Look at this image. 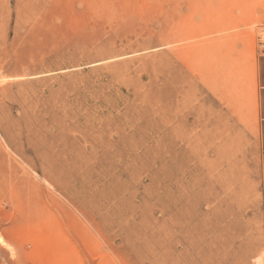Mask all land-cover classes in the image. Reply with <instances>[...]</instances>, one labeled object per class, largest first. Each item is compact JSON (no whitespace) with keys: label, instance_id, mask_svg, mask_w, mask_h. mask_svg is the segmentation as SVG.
<instances>
[{"label":"rangeland","instance_id":"1","mask_svg":"<svg viewBox=\"0 0 264 264\" xmlns=\"http://www.w3.org/2000/svg\"><path fill=\"white\" fill-rule=\"evenodd\" d=\"M261 53L264 0H0V264H264Z\"/></svg>","mask_w":264,"mask_h":264},{"label":"crops","instance_id":"2","mask_svg":"<svg viewBox=\"0 0 264 264\" xmlns=\"http://www.w3.org/2000/svg\"><path fill=\"white\" fill-rule=\"evenodd\" d=\"M254 124L256 131L257 145V167L259 176L260 193V235L261 252L264 261V53H261L256 60L254 70Z\"/></svg>","mask_w":264,"mask_h":264},{"label":"bare ground","instance_id":"3","mask_svg":"<svg viewBox=\"0 0 264 264\" xmlns=\"http://www.w3.org/2000/svg\"><path fill=\"white\" fill-rule=\"evenodd\" d=\"M185 123H186V122H185ZM196 124H197V123H196ZM189 126H191V125H189ZM196 126H198V125H196ZM182 127H183V126H182ZM186 128H187V127H186ZM192 128H193V126H192ZM182 129H183V128H182ZM185 130H186V129H185ZM180 131H181V130H180ZM183 131H184V130H183ZM186 131H188V130H186ZM190 131H191V130H190ZM184 132H185V131H184ZM186 133H187V132H186ZM180 134H181L180 136H182V133H180ZM197 134H198V133H197ZM195 135H196V134H195ZM187 137H188V136H187ZM186 139H187V138H186ZM189 140H190V139H189ZM198 141H199V140H198ZM190 149H192V150L194 149V152H197L196 154L199 153V148L197 147V145H194V146L190 147ZM191 152H192V151H191ZM194 152H193V153H194ZM190 154H191V153H190ZM190 158H191V157H190ZM190 158H189V159H190ZM192 160H193V159H192ZM197 160H198V159H197ZM193 162H194V161H193ZM201 163H203V162L201 161ZM201 163H198V164L200 165ZM190 165H191V164H190ZM195 165H196V164H195ZM202 165H203V164H202ZM202 165H201V166H202ZM197 166H198V165H197ZM208 166H209V165H208ZM202 167H203V166H202ZM194 168H195V167H194ZM203 168H204V167H203ZM195 169H196V168H195ZM200 169H201V168H200ZM188 170H189V169H188ZM193 170H194V169H193ZM201 170H202V169H201ZM205 170H206V168H205ZM196 171H198V170L196 169ZM207 171H208V170H207ZM207 171H206V172H207ZM188 172H189V171H188ZM192 172H193V171H192ZM192 172L190 171V173H192ZM195 173H196V172H195ZM208 173H209V172H208ZM196 174H197V173H196ZM191 175H192V174H191ZM194 175H195V174H194ZM197 175H198V174H197ZM199 175L202 176V174H199ZM206 175H207V174H206ZM189 176H190V175H189ZM192 176H193V175H192ZM195 176H196V175H195ZM204 176H205V175H204ZM204 176H203V177H204ZM198 177H199V176H198ZM192 178H194V176H193ZM195 178H196V177H195ZM190 179H191V178H190ZM196 179H197V178H196ZM205 179H206V178H205ZM193 180H194V179H193ZM193 180H192V181L189 180V181L193 182ZM197 180H198V184H200V182H199L200 179L198 178ZM203 183H204V182H203ZM205 183H206V182H205ZM196 184H197V182H196ZM189 185H190V184H189ZM192 185H193V186H196V185H194V183H192ZM193 186H192V187H193ZM201 187H202V186H201ZM199 188H200V187H199ZM195 189H196V188H195ZM205 202H206V201H205ZM197 206H198V204H197Z\"/></svg>","mask_w":264,"mask_h":264}]
</instances>
